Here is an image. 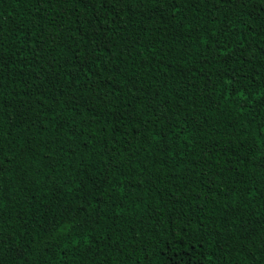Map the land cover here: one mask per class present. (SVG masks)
<instances>
[{
    "label": "trees",
    "instance_id": "1",
    "mask_svg": "<svg viewBox=\"0 0 264 264\" xmlns=\"http://www.w3.org/2000/svg\"><path fill=\"white\" fill-rule=\"evenodd\" d=\"M0 264H264L260 5L0 0Z\"/></svg>",
    "mask_w": 264,
    "mask_h": 264
},
{
    "label": "snow or ice",
    "instance_id": "2",
    "mask_svg": "<svg viewBox=\"0 0 264 264\" xmlns=\"http://www.w3.org/2000/svg\"><path fill=\"white\" fill-rule=\"evenodd\" d=\"M94 3H99L100 0H93ZM131 3V0H103V6L105 7H115L117 5L121 6V10L127 7ZM253 5L259 4L262 11H264V0H252ZM247 6V3H245Z\"/></svg>",
    "mask_w": 264,
    "mask_h": 264
}]
</instances>
